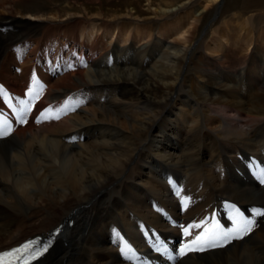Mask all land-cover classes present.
<instances>
[{
    "label": "bare ground",
    "instance_id": "6f19581e",
    "mask_svg": "<svg viewBox=\"0 0 264 264\" xmlns=\"http://www.w3.org/2000/svg\"><path fill=\"white\" fill-rule=\"evenodd\" d=\"M109 1L0 0V81L15 89L23 85L29 58L17 75L9 50L24 41L33 43V51L52 40L55 46L48 49L57 55L66 48L89 58L85 68L48 77L43 103L77 93L88 97L85 107L58 123L28 125L0 140V251L73 218L75 225L38 264H125L111 245L110 228L119 224L132 238L138 220L167 230L150 203L176 211L164 184L168 173L202 199L190 213L220 199L264 205L263 188L234 171L238 153L264 149V76L245 72V57H207L196 91L185 63L189 48L157 38L142 47H120L108 41L105 29L78 40L89 14L105 24ZM219 1L208 0L196 20ZM146 2L155 16L170 10ZM72 134L84 138L66 143ZM174 264H264V222L246 239Z\"/></svg>",
    "mask_w": 264,
    "mask_h": 264
},
{
    "label": "rangeland",
    "instance_id": "374dc122",
    "mask_svg": "<svg viewBox=\"0 0 264 264\" xmlns=\"http://www.w3.org/2000/svg\"><path fill=\"white\" fill-rule=\"evenodd\" d=\"M129 1H127L128 3L124 0L109 1L103 6V13L107 15V19H104L105 27L104 25L100 26L101 23L93 21L97 18L103 19L102 17L89 14L86 17L89 22L86 23V26L83 25L85 28H79L78 33L83 38H89L99 32L103 33L105 29L108 41L116 43L120 47H126L129 44L133 47H142L148 40L157 38L166 43L170 42L168 44L172 46L176 44V46H182L183 49L189 48V55L185 59V63L189 74H191L189 77L192 88L196 91L198 88L197 76L202 68H205V58L207 57L211 59L222 54L232 62L245 57V72L248 69L252 73L260 72L259 74L264 76V0H220V5L219 3L209 5L210 7L205 9L200 21L196 20L197 15L204 9L208 0H154L152 7L161 6L170 9L163 16L160 14L155 16L152 9H148L146 0ZM179 4H184V6L176 10L172 9ZM89 7L94 8L95 6L89 5ZM217 7H221L220 16L218 15V19L212 20ZM132 8H134L133 11ZM241 13L245 15L241 16ZM113 14H118L115 20L112 18ZM49 19L54 21L52 18ZM248 19L249 22L246 23ZM36 21L32 19L31 23L43 22ZM54 22H58V20ZM243 23L246 24V32L240 31V24L244 25ZM212 46L218 49L217 53L211 51ZM259 80L262 81V79Z\"/></svg>",
    "mask_w": 264,
    "mask_h": 264
},
{
    "label": "snow or ice",
    "instance_id": "6c2138e0",
    "mask_svg": "<svg viewBox=\"0 0 264 264\" xmlns=\"http://www.w3.org/2000/svg\"><path fill=\"white\" fill-rule=\"evenodd\" d=\"M32 80L36 81V76H32ZM29 93L33 90L28 89ZM26 103V102H22ZM66 106H67V102ZM26 109L21 108L20 111L24 112ZM24 117L21 116V121ZM5 136L8 135L6 131ZM261 183H264V172L261 174ZM179 195V193H177ZM183 203L187 205L188 200H184ZM264 216V213L261 214ZM215 217H209L207 221L204 222V225L201 227L199 233L191 231V226L183 227L182 231L187 237L190 234L194 236V239L187 240L183 243L176 252L174 257H171L173 260H179L181 257H184L188 253L193 252H204L207 249H216L221 248L229 244L233 239H242L253 230L254 221L250 217H246L243 213L237 212L233 215L232 223L233 227L225 230L221 227L218 219L213 222ZM211 224V227L207 225ZM119 236V233H117ZM51 241L42 242L40 240H30L18 247L12 248L10 251L0 252V264H32L33 261L37 260L42 256L50 247ZM154 247L158 252L168 253L167 247L161 243L159 240L154 242ZM120 251L128 256L129 253H132V249L128 246L127 243L123 244L120 248ZM134 255V253H133ZM5 258H10L5 260Z\"/></svg>",
    "mask_w": 264,
    "mask_h": 264
}]
</instances>
